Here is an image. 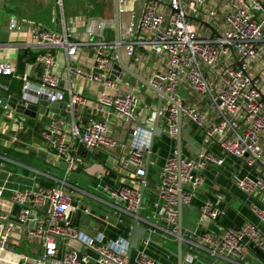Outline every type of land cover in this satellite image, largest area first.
I'll use <instances>...</instances> for the list:
<instances>
[{
  "label": "built area",
  "instance_id": "2783aa9c",
  "mask_svg": "<svg viewBox=\"0 0 264 264\" xmlns=\"http://www.w3.org/2000/svg\"><path fill=\"white\" fill-rule=\"evenodd\" d=\"M226 2L223 27L219 28L212 21L216 10L203 13L207 19L205 24L217 31L212 38L199 34L187 11L188 8L192 13H198L197 6L203 4V0H146L139 24L143 36L134 38L135 32L130 25L126 43L107 42L99 32L87 41H76L64 29L57 32L44 27H30L15 17L10 18L7 32L22 34L27 31L30 41L0 43V78L15 79L20 85L18 97H13L10 85L0 82V95H4L0 101L4 99L7 102L0 106L3 120L13 133L21 132L27 126L26 117L8 105L12 101L25 109L38 107L42 102L47 107L65 103L68 119L49 118L40 132L52 159L57 158L65 165L63 178L37 173L33 178L34 186L30 189L7 190L8 181L0 186V199L9 191L8 202L20 208L16 222L24 231L22 236L39 247V252L32 257L20 254L18 261L4 264H129L132 251H136V264H157L148 252L152 245L160 246L162 243L154 240V231L145 229L137 248L130 249V231L133 224L140 222L143 194L129 183L119 184L116 188L99 186L110 198L108 204L117 221L114 226L104 223L101 232L87 235L69 219L68 214L72 211L81 215L91 212L88 206L80 202L75 204L74 188L65 190L68 176L77 167V146L87 150H104L109 154L119 147L118 169L142 187L146 186L147 148L126 149L124 143L109 134L108 124L103 119L91 120L83 125L75 119L76 109L85 105L86 98L69 87L61 88L63 75L56 72L58 63L55 56L49 53L51 50L65 55L63 73H74L101 85L103 89L115 88L113 76L120 69L116 66L118 62L114 51L122 45L128 57L140 48L169 57L168 68L156 73L150 81L154 89L175 103H169L157 114L165 122L168 137L176 141L179 109L181 116L200 132L204 141L215 144L223 157L208 151L199 157V161L178 160L176 154L165 160L157 185L158 199L153 203L155 213L168 227L163 241H167V237L174 241L178 239V196L182 207H189L192 199L202 193L206 182L205 168L209 165L223 166L224 158L242 162L254 175L235 178L233 183L237 190L250 198L264 199V79L251 72L264 48V1ZM57 6L62 7L61 0H57ZM163 7L165 11L161 9ZM5 48L37 52L34 63L37 71L19 75L15 66L5 61ZM82 51L86 54L82 62L75 65ZM203 68L211 72L218 82L216 93ZM180 81H184L194 94L210 99V107L215 113L213 122L208 123L204 116L184 104L177 90ZM96 104L101 111L116 116L129 127L137 123L140 101L133 94L109 95L102 90L96 97ZM11 177L8 175L7 178ZM49 182L56 184L46 185ZM224 203V196L219 192L204 201L198 210L201 232L186 237L182 232L183 241H187L191 248L206 251L222 264H249L250 256L258 257L260 264H264V234L259 229V226L264 227V205L249 206L257 223L245 221L239 227H223ZM7 221L8 216L0 211V227ZM212 225H218V234L209 230ZM10 236L8 231H3L0 264L1 254L10 253ZM70 242H76L80 249L69 247ZM195 260L196 257H189L187 263L192 264Z\"/></svg>",
  "mask_w": 264,
  "mask_h": 264
},
{
  "label": "crops",
  "instance_id": "0c3cea01",
  "mask_svg": "<svg viewBox=\"0 0 264 264\" xmlns=\"http://www.w3.org/2000/svg\"><path fill=\"white\" fill-rule=\"evenodd\" d=\"M61 2L62 7L59 8L57 0H0V13L6 8L11 10V15L6 18L3 26V33H6L2 40L4 42L1 41L0 43L30 41L27 31L22 34L16 33V35L7 32V25L11 17L27 23L30 27H44L57 32H62L64 29L76 41H87L91 38V35L99 32L107 42L116 43L120 41L121 43H126L128 40L127 31L130 25L133 26L135 32L134 38L143 36L139 24L146 0H124L122 3L119 0L118 23L116 20L115 0H61ZM14 3L17 6L19 5L25 16L14 14L16 9L14 8ZM226 5V0H203V4L197 6L196 10L198 13H192L187 8L201 36L212 38L217 34L215 29L205 24L207 19L204 18L203 13L208 10H216V16L212 21L219 28L223 27L222 15L226 12ZM161 9L165 11L164 7ZM9 51L13 52L15 57L11 58L7 55ZM120 52L121 62L129 71V74L117 63L116 66L120 70H117L113 76L115 88L103 89L101 85L86 81L74 73H63L65 55L55 50L49 51L55 56L58 63L56 72L63 75L64 80L61 88L69 87L74 93L81 94L86 98L85 105L78 107L74 115L81 125L91 120L103 119L108 124L109 134L120 143H124L126 149L142 146L147 148L145 156L146 186L142 187L138 181L123 175L118 169L117 159L121 153L119 147L116 148L113 154H109L104 150H87L84 147L80 149V146H77V167L68 176V187H65V190L70 191L71 188H74L75 204L80 202L82 205L88 206L91 212L89 215H81L80 212L72 211L68 216L73 225L87 235H95L101 232L104 223L111 227L114 226L117 221L108 204L110 198L99 186L105 185L116 188L119 184L129 183L143 194L142 210L139 213V226L147 229V231H154V240L162 242L160 246L152 245L148 255L157 264H177V259L175 258L178 248L177 241H174L171 237H167V241L162 240L167 234L168 227L153 208L154 201L158 199L157 185L160 182L162 167L169 156L176 154L177 146L176 141L168 137L164 120L157 116L158 111L166 108L169 102L147 86L156 73L163 72L168 68L169 57L164 54L151 53L143 48L136 49L133 55L128 57L125 53L124 45L121 46ZM25 54H29L32 59L31 62L28 58L23 57ZM85 54V51L81 52L80 59L77 63L75 62V65L82 62ZM114 54L118 62L117 50L114 51ZM36 55L37 52L31 50L27 52H20L15 48H5L3 50L5 61L9 60L15 66L19 75H26L35 71ZM114 65L115 63L112 67ZM203 71L216 93L219 89V84L214 79V75L205 68H203ZM251 72L258 74L264 79V48L259 61L252 66ZM3 79L6 81L3 83L10 85V95L18 97L20 85L17 80ZM102 90L109 95L133 94L137 96L140 101L136 118L137 123L129 127L116 116L101 111L96 104V97ZM177 90L184 104L204 116L208 123L214 121L215 113L210 107V99L208 97H200L194 94L184 81L178 83ZM0 97L2 98L4 95H0ZM1 107L0 186L5 181H8L6 184L7 190L30 189L34 186L33 178L37 173H49L55 178H63L65 165L59 162L57 158L52 159L40 137V132L48 124V119L62 118L63 109L59 106L56 112H48L47 117L40 113L39 110L30 109L28 113L23 114L27 119L26 128L21 132L13 133L10 131L8 123L2 118ZM180 125L182 159L199 161V157L208 151L214 153L217 157H223L217 146L204 141L200 132L184 116H181ZM224 159L225 164L223 166L209 165L205 168L206 182L202 193L192 199L189 207H182L181 228L185 237L201 232L198 210L204 201L211 199L217 192L222 193L225 199V203L222 205L225 213L222 219L223 227H239L245 221L257 223L249 211V206L253 204L264 205V199L261 197L250 198L242 194L233 183L235 178L254 177L252 171L245 167L242 162L231 158ZM8 175H12V177L8 179ZM44 180L43 178L42 183L46 182ZM55 184L56 182H49L46 185ZM95 191L99 192L103 197L94 195L93 192ZM8 195L9 191H6L3 198L0 199V211L8 216V221L0 227V239L4 230L11 235L8 239L10 253L1 254L2 264L18 261L20 254L32 257L39 252L37 243L26 241L22 236L24 231L16 222L20 208L8 202ZM126 220L131 223L128 218ZM133 226L130 231V237ZM259 229L264 234V227L259 226ZM189 257H196L192 264H222L221 261L210 257L206 251L191 248L187 241H183L184 264H188ZM135 258L136 251H132L129 264H136ZM249 264H260L259 258L250 256Z\"/></svg>",
  "mask_w": 264,
  "mask_h": 264
},
{
  "label": "water",
  "instance_id": "95a60500",
  "mask_svg": "<svg viewBox=\"0 0 264 264\" xmlns=\"http://www.w3.org/2000/svg\"><path fill=\"white\" fill-rule=\"evenodd\" d=\"M115 9H116V20L118 23V16H119V0H115ZM117 55H118V63L123 68L128 74L129 71L123 66L121 62V52L120 48L117 49ZM151 90H153L157 95H159L161 98L167 100L169 103L174 105L175 103L171 101V99L163 94L162 92L154 89L150 84L147 85ZM7 102L4 99H1L0 105L4 106L6 105ZM8 105L14 109H16L17 112H20L22 114H26L29 112L30 109L32 110H39L40 113L44 114L46 117L48 115V112H56V109L60 106L63 109L62 118L65 120L68 119V114H66L65 109H66V104L63 103L61 105L57 104H51L50 107H47V104L45 102L40 103L38 107H28L25 109L23 106L19 105L16 103V101H12L8 103ZM49 120V119H48ZM180 120H181V112L179 109H177V138H176V146H177V159L181 160V148H182V134H181V125H180ZM49 122V121H48ZM155 133V131H154ZM156 134V133H155ZM83 147L80 146V149ZM181 210H182V204H181V199L180 195L178 196V213H179V234H178V239H177V253L175 255V258L177 259V264H184V258H183V238H182V228H181ZM209 230L213 232L214 234H218L220 231V228L218 225H212L209 227ZM145 234V228L139 226L137 223L133 226V230L131 233L130 237V249L135 250L138 246L140 238H142Z\"/></svg>",
  "mask_w": 264,
  "mask_h": 264
},
{
  "label": "rangeland",
  "instance_id": "374dc122",
  "mask_svg": "<svg viewBox=\"0 0 264 264\" xmlns=\"http://www.w3.org/2000/svg\"><path fill=\"white\" fill-rule=\"evenodd\" d=\"M14 8H16V9L14 10V14H15V15H17V16H25L24 12L21 11L19 5L17 6L16 3H14ZM10 11H11V10H9V9L6 8L5 10H3V11L0 13V42L3 40V38H4V37H3L4 34H6V33H3V26L5 25L6 18H8L9 15H11ZM14 34L16 35L15 32H14ZM2 42H4V41H2ZM7 55H9L11 58L15 57V54H13V52H11V51L7 52ZM6 61H7L8 63H10L9 60H6ZM0 81H2V82H6L5 79H3V78H0ZM93 193H94V195H96V196H98V197H103V196H102L99 192H97V191H95V192H93ZM69 246L72 247V248H74V249H77V250L80 249V246H79L78 244H76V242H71V243L69 244Z\"/></svg>",
  "mask_w": 264,
  "mask_h": 264
},
{
  "label": "trees",
  "instance_id": "16d2710c",
  "mask_svg": "<svg viewBox=\"0 0 264 264\" xmlns=\"http://www.w3.org/2000/svg\"><path fill=\"white\" fill-rule=\"evenodd\" d=\"M23 57H24V58H28V60H29L30 62H31V60H32V59L29 57V54H25V55H23Z\"/></svg>",
  "mask_w": 264,
  "mask_h": 264
}]
</instances>
